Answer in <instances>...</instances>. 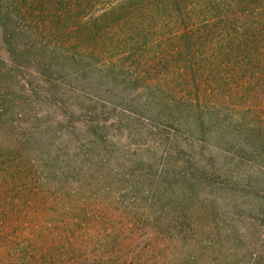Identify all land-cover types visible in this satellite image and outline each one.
I'll return each instance as SVG.
<instances>
[{"label":"trees","instance_id":"trees-1","mask_svg":"<svg viewBox=\"0 0 264 264\" xmlns=\"http://www.w3.org/2000/svg\"><path fill=\"white\" fill-rule=\"evenodd\" d=\"M19 187L24 203L72 192L76 264L119 253L120 215L148 243L202 244L166 264H264V241L253 251L238 227L264 219V0H0L6 203ZM92 222L104 226L77 249ZM223 241L238 245L229 260L214 257Z\"/></svg>","mask_w":264,"mask_h":264},{"label":"rangeland","instance_id":"rangeland-1","mask_svg":"<svg viewBox=\"0 0 264 264\" xmlns=\"http://www.w3.org/2000/svg\"><path fill=\"white\" fill-rule=\"evenodd\" d=\"M15 131L17 129L13 127ZM4 183V182H3ZM21 186V185H19ZM4 194V195H3ZM22 192L18 188V196L16 205L6 203L9 200L10 193L0 192V264H22L21 258L15 252L17 243L16 231L14 227L19 225L23 231V238L30 245L32 241L37 242L39 248L37 264H46L41 259V254H45L51 264H72V192L63 194H45L42 197L38 195L29 198V202H21ZM44 199V202H42ZM22 210L25 215L23 218H18L13 215V209ZM248 222L251 225L239 223V229L247 232L248 243L252 244L253 251L259 252L262 248L261 244L264 241V219L259 214L246 213ZM117 215V214H116ZM119 215V212H118ZM125 224L120 223V228L123 231V244L118 253L117 244L113 243L111 249L93 248L89 252H85L81 263L92 264L94 258L102 256H114V259L119 263L114 264H166L168 261H174L178 257L191 254V251L200 252L204 250L201 245H182L181 241H175L170 238L156 239L155 243H148L143 240V237H138V231L132 226L131 221L126 215H120ZM243 218V216L241 217ZM104 224L92 222L88 231L81 230L77 242L73 243L77 249L89 248L90 236H95L97 232L103 228ZM204 226L202 234L208 231H213L214 227ZM249 228H253L254 234L249 233ZM33 235L39 236L38 238ZM254 246V247H253ZM238 247L237 244L219 242L216 245L214 257H228V260ZM112 251L118 254L114 255ZM181 251H184L182 253ZM186 252V253H185ZM209 253V252H208ZM81 253H76L74 258H80ZM261 254H264V252ZM243 263L248 264L249 260H243ZM29 264H36L34 261ZM73 264H76L74 262ZM233 264H242L237 263Z\"/></svg>","mask_w":264,"mask_h":264}]
</instances>
